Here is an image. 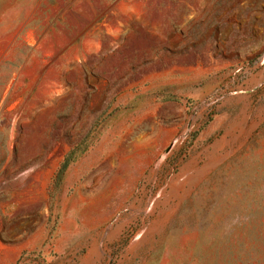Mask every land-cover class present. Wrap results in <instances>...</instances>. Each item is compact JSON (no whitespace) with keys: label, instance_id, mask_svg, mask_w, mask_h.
<instances>
[{"label":"rangeland","instance_id":"rangeland-1","mask_svg":"<svg viewBox=\"0 0 264 264\" xmlns=\"http://www.w3.org/2000/svg\"><path fill=\"white\" fill-rule=\"evenodd\" d=\"M0 264H264V0H0Z\"/></svg>","mask_w":264,"mask_h":264}]
</instances>
